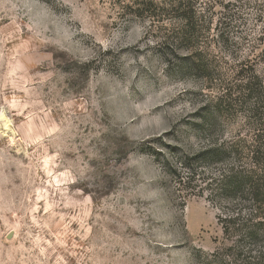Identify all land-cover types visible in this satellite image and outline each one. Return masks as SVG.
Wrapping results in <instances>:
<instances>
[{"label": "rangeland", "instance_id": "374dc122", "mask_svg": "<svg viewBox=\"0 0 264 264\" xmlns=\"http://www.w3.org/2000/svg\"><path fill=\"white\" fill-rule=\"evenodd\" d=\"M191 1L181 41L168 0H0V264H207L229 244L204 187L226 164L178 175L249 143L245 105L200 122L224 82L257 76L264 102V0Z\"/></svg>", "mask_w": 264, "mask_h": 264}, {"label": "trees", "instance_id": "16d2710c", "mask_svg": "<svg viewBox=\"0 0 264 264\" xmlns=\"http://www.w3.org/2000/svg\"><path fill=\"white\" fill-rule=\"evenodd\" d=\"M167 5L170 15L183 23L179 39L194 37L197 12L192 1L168 0ZM188 65L193 64L186 63ZM250 78L247 77L242 84L222 83L212 102L211 112L215 116L208 113L200 122V131L207 130L212 134L218 127L217 115L223 109L228 111L237 103L245 105L242 110L251 130L247 139L249 143L231 147L224 144L214 146L215 142L202 145L184 156L187 181L178 175L179 184L189 187L191 179L204 173L201 166L210 168L211 163L220 161L226 164L219 166V172L211 176L204 187L208 197L217 194L227 203L218 216V222L223 235L230 241L222 251L214 252V257L207 264H264V102L261 82L257 76ZM198 166L203 173L202 169L197 171Z\"/></svg>", "mask_w": 264, "mask_h": 264}]
</instances>
